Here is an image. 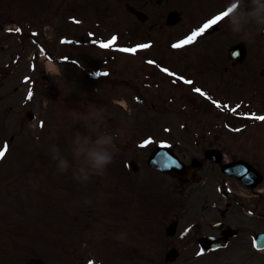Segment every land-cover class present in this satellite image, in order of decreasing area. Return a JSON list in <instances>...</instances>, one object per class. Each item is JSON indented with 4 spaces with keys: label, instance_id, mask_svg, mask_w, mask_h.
<instances>
[{
    "label": "rangeland",
    "instance_id": "rangeland-1",
    "mask_svg": "<svg viewBox=\"0 0 264 264\" xmlns=\"http://www.w3.org/2000/svg\"><path fill=\"white\" fill-rule=\"evenodd\" d=\"M3 1L6 9L17 8L16 2ZM223 2L212 0L207 6L208 13L206 7L203 8V0H184L180 7L183 18L177 27L154 30L147 33L148 37L144 33L143 37L121 42L130 45L154 40L153 48H157V53L151 52L152 48H137L135 53L126 54L103 52L83 33V29L91 25L88 19L80 23L85 14L76 17L77 26L69 22L60 24V19L56 20L60 36L68 37L73 32L74 36L84 38V42H72L70 47H52L45 39L50 28L45 33L42 31L45 38L39 43L48 53L53 51L61 58L66 52L69 55L71 49L74 54L92 58L96 66L104 68L108 75L96 80H89L85 74L71 78L64 70L66 66L59 70L48 69L42 60L35 63L36 72L27 70L31 52L35 51L28 43V34L32 29L40 31V28L22 27L23 23L10 13L2 20L10 28L18 22L23 34L5 36L0 29V146L6 153L0 164V264H89V261L93 264H129L130 255L124 254L127 248L118 253L120 260L115 258L114 249L103 248V245L108 247L107 241L116 244L115 233H111L105 216L110 209L111 215L117 216V227L126 234L130 223L136 220L139 205L135 199L121 195V191L126 190L125 183L120 184V188L108 184L99 195L97 188L117 180L126 169L124 163L134 161L138 165L136 176H148L149 183L142 182L145 195L153 189L155 198H160L163 182L170 180L146 165L156 145H174L185 163L205 149H218L227 161L244 160L264 174V121L258 124L255 119L264 115V93L261 95L264 91V34H257L253 42H246L232 34L224 21L222 27L233 35L231 40L242 41L248 48L245 63L235 68L231 67L227 57L231 41L221 43V37L209 35L197 44L185 45L175 51L170 47L175 41L179 43L186 39L196 30L195 25L204 22ZM110 6L115 9L113 4ZM195 9L200 11L199 17ZM119 16L125 18L116 17L118 23L110 21L106 26L111 31L121 30L123 35L116 34L125 39L128 31L135 35L133 26L147 31L146 25L138 27L139 24L125 14V9L120 10ZM110 34L114 33L109 31L100 36L107 38ZM111 54H115L114 59ZM146 59H154L152 62L156 63H148ZM161 65L171 68L170 72L162 71ZM72 67L69 65L68 69ZM85 71L91 74L89 67ZM168 73L184 74L195 83L184 87L178 82L181 76L172 83ZM197 82L202 85L206 82L217 97L221 96L218 97L219 107L195 95L191 87ZM228 82L232 84L227 86ZM258 86L261 89L255 94ZM28 89L33 91L31 99ZM117 103L122 106L121 116L118 110L113 112L111 108ZM255 103L259 107H255ZM90 104L104 110L107 130L119 131L116 141L119 151L104 176L93 177L88 184L81 185L72 178V168L67 173L57 170L50 147H59L72 161V131L83 129L79 124H73L70 110L84 111ZM252 105L254 112L248 111L251 112L248 115L250 122L234 118L240 112H246L247 106L251 109ZM231 108H237L234 116L226 113ZM28 113L32 114V120L27 119ZM41 120L43 125L38 127ZM144 136H150L152 142L142 148L138 144ZM139 198H142L141 192ZM85 199H90L91 205H85Z\"/></svg>",
    "mask_w": 264,
    "mask_h": 264
},
{
    "label": "flooded vegetation",
    "instance_id": "flooded-vegetation-1",
    "mask_svg": "<svg viewBox=\"0 0 264 264\" xmlns=\"http://www.w3.org/2000/svg\"><path fill=\"white\" fill-rule=\"evenodd\" d=\"M38 1L40 10L50 9V5H53L51 0ZM149 1L157 5L149 18L153 20L154 28H168V22H174L176 17L169 18L170 14L178 10L171 8L174 0H146L145 4ZM105 3L106 0L75 2L83 8L89 5L103 6ZM116 3L125 5L121 1ZM47 4L49 6H45ZM177 12L181 15L180 11ZM212 177L210 169L207 173L196 174V181L205 191L197 189L195 208L186 216L190 220L191 230L181 231L185 219L180 215L163 224L165 231L158 245L164 251V259L161 263L149 264H264V237L257 239L258 235H264V185L261 183L254 189L231 178L227 179L232 183H226L224 175L219 181ZM247 211L251 213L250 216ZM254 243L257 248H254ZM214 244L220 247L210 250ZM196 251L201 253L196 256ZM168 253H171V257L177 256L175 262H166Z\"/></svg>",
    "mask_w": 264,
    "mask_h": 264
},
{
    "label": "clouds",
    "instance_id": "clouds-1",
    "mask_svg": "<svg viewBox=\"0 0 264 264\" xmlns=\"http://www.w3.org/2000/svg\"><path fill=\"white\" fill-rule=\"evenodd\" d=\"M225 7L227 15L224 19L232 34L246 42H253L257 34H264V0H228ZM70 115L73 124H79L83 129L72 131V161L55 145L50 151L60 173H67L72 168V178L86 185L93 177L106 174L119 151L116 141L120 133L105 128L104 110L94 104L88 105L84 111L70 110ZM83 203L91 205L92 201L85 199Z\"/></svg>",
    "mask_w": 264,
    "mask_h": 264
},
{
    "label": "snow or ice",
    "instance_id": "snow-or-ice-1",
    "mask_svg": "<svg viewBox=\"0 0 264 264\" xmlns=\"http://www.w3.org/2000/svg\"><path fill=\"white\" fill-rule=\"evenodd\" d=\"M227 15V12H221L219 15L214 16L212 19L208 20L206 23H204L199 29L194 30L191 32V34L184 40L180 41L179 43H175L172 45V48L174 49H178V48H182L185 45H191L194 41H196V39L200 36H202L203 34L206 33L207 30L211 29L214 25H217L218 22L223 21L225 16ZM76 23H79V21H76ZM16 32H19L20 29L17 28L15 30ZM35 35V34H33ZM117 37L116 36H112L110 40H108L106 43L105 42H100L99 43V47L102 49H108L111 48L112 45L116 42ZM61 43H65V41H61ZM150 47V45L148 44H143V45H138L135 48H120L118 49L121 52H125V53H135L137 51V48H148ZM234 55H238V53H234ZM148 63H153L152 61H148ZM162 71H167L166 69H162ZM169 75H172V73H168ZM95 75L97 76H107L108 73L104 72V73H95ZM185 83L191 84L192 81L190 80H186L184 81ZM196 92L200 93V95H205L203 92H201V90L199 88L195 89ZM28 98L31 99L32 98V90L29 89L28 91ZM217 107H219V105H216ZM225 107H227V105H225ZM239 107V106H237ZM255 119L257 120H261L264 121V116H256ZM152 141L150 139L143 141L139 147H145L146 145L150 144ZM5 153L4 151H0V159H3ZM172 163H175V161H173ZM200 253H198L199 255ZM89 264H93L92 261H89Z\"/></svg>",
    "mask_w": 264,
    "mask_h": 264
},
{
    "label": "water",
    "instance_id": "water-1",
    "mask_svg": "<svg viewBox=\"0 0 264 264\" xmlns=\"http://www.w3.org/2000/svg\"><path fill=\"white\" fill-rule=\"evenodd\" d=\"M234 53H238V55H235V56H234ZM231 54H232V56H233L235 62H240V61H242L243 58H244V56H245L244 49H242L241 46H236V47H234V48L232 49V51H231ZM152 165L158 166V164H155V162H153ZM161 166H162V164H161ZM232 166H233V165L229 166L230 170H231V169H236L235 167L233 168ZM237 166H238V165H237ZM231 173H232V174H236L237 172H235V170H234V171H232Z\"/></svg>",
    "mask_w": 264,
    "mask_h": 264
}]
</instances>
